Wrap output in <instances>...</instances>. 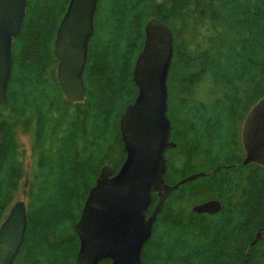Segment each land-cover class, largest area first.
Wrapping results in <instances>:
<instances>
[{"label":"trees","instance_id":"1","mask_svg":"<svg viewBox=\"0 0 264 264\" xmlns=\"http://www.w3.org/2000/svg\"><path fill=\"white\" fill-rule=\"evenodd\" d=\"M69 0H29L0 105V225L26 174L28 227L14 264H77L74 226L101 168L126 157L119 119L153 17L169 25L171 140L167 198L142 264H264V166L243 164L244 119L264 97V0H99L85 99L66 100L54 41ZM24 137L30 140V166ZM218 199L214 214L194 204ZM157 195L155 194V202ZM99 264H110L103 260Z\"/></svg>","mask_w":264,"mask_h":264},{"label":"water","instance_id":"2","mask_svg":"<svg viewBox=\"0 0 264 264\" xmlns=\"http://www.w3.org/2000/svg\"><path fill=\"white\" fill-rule=\"evenodd\" d=\"M29 0H0V105L8 101L14 57L13 41L21 33ZM99 0H69L54 41L58 60L57 81L70 102L85 99V71L95 34ZM138 54L133 80L138 88L133 102L120 115L119 128L126 157L114 172L104 165L90 188L74 229L79 238L77 264H142V253L167 198L179 185L196 180L194 173L177 184L166 181L167 150L171 140L168 77L174 56V36L169 25L151 18ZM243 164L264 166V97L249 110L242 124ZM155 194L157 201L155 202ZM218 199L192 206L195 213L221 210ZM28 206L17 200L0 225V264H14L26 236ZM264 234L258 231L251 245ZM245 264V263H243Z\"/></svg>","mask_w":264,"mask_h":264},{"label":"rangeland","instance_id":"3","mask_svg":"<svg viewBox=\"0 0 264 264\" xmlns=\"http://www.w3.org/2000/svg\"><path fill=\"white\" fill-rule=\"evenodd\" d=\"M26 150H27V167L30 166V140L28 137H24L23 138ZM28 182H29V175L28 173L26 174L25 178L23 179V181L21 182V188L18 192L17 200H25L26 202L28 201L27 195H28ZM8 214V213H7Z\"/></svg>","mask_w":264,"mask_h":264},{"label":"flooded vegetation","instance_id":"4","mask_svg":"<svg viewBox=\"0 0 264 264\" xmlns=\"http://www.w3.org/2000/svg\"><path fill=\"white\" fill-rule=\"evenodd\" d=\"M244 122V121H243ZM241 132H242V130H241ZM242 140V139H241Z\"/></svg>","mask_w":264,"mask_h":264}]
</instances>
